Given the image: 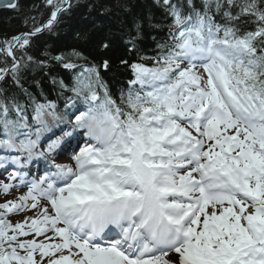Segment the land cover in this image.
<instances>
[{
	"label": "snow or ice",
	"instance_id": "obj_1",
	"mask_svg": "<svg viewBox=\"0 0 264 264\" xmlns=\"http://www.w3.org/2000/svg\"><path fill=\"white\" fill-rule=\"evenodd\" d=\"M45 3L43 27L0 44V81L23 89L17 50L72 7ZM156 3L172 18L169 39L142 58L151 64L130 65L118 98L93 67L75 78L87 108L72 121L30 94V112L0 99V150L14 154L0 161L14 165L0 180V264H264V0ZM80 56L54 59L73 69ZM78 129L86 142L56 163Z\"/></svg>",
	"mask_w": 264,
	"mask_h": 264
},
{
	"label": "trees",
	"instance_id": "obj_2",
	"mask_svg": "<svg viewBox=\"0 0 264 264\" xmlns=\"http://www.w3.org/2000/svg\"><path fill=\"white\" fill-rule=\"evenodd\" d=\"M178 2L183 4L184 0ZM194 2L201 4V0ZM71 4L51 31L46 29L32 37L26 54L25 50H17V58L24 57L21 64L27 63L20 72V84L27 94L9 76L0 85V99H15L27 105L30 112V94L36 102H54L58 112L72 115L78 107L72 99L83 101L71 89L76 76L84 71V64L94 65L99 70L102 81L116 98L117 88L132 78L130 65L151 64V60L142 61V58L157 55L158 44L169 39L172 18L156 0H71ZM50 12L51 7L45 0H17L16 7L0 9V38L11 40L21 32L41 26ZM73 51L81 54L80 58H72L76 68L66 69L62 62L54 59L61 55L69 57ZM28 56L33 58L31 62L27 61ZM3 59L4 54L0 53V67H5ZM104 61H108L107 69L102 67ZM10 63L8 58L7 66ZM60 81L67 87L61 88ZM60 94L67 95L64 101L58 98Z\"/></svg>",
	"mask_w": 264,
	"mask_h": 264
},
{
	"label": "rangeland",
	"instance_id": "obj_3",
	"mask_svg": "<svg viewBox=\"0 0 264 264\" xmlns=\"http://www.w3.org/2000/svg\"><path fill=\"white\" fill-rule=\"evenodd\" d=\"M54 159H55V161H59L60 163H71V156L67 155L66 153H63L62 157L56 156ZM0 180H4L5 182H7V177L2 178ZM13 196H14V194H13ZM8 198H10V197H8ZM3 199H4L3 197H0V202H2ZM28 215H31V213H28Z\"/></svg>",
	"mask_w": 264,
	"mask_h": 264
},
{
	"label": "water",
	"instance_id": "obj_4",
	"mask_svg": "<svg viewBox=\"0 0 264 264\" xmlns=\"http://www.w3.org/2000/svg\"><path fill=\"white\" fill-rule=\"evenodd\" d=\"M15 0H0V7H8L9 3H14Z\"/></svg>",
	"mask_w": 264,
	"mask_h": 264
}]
</instances>
